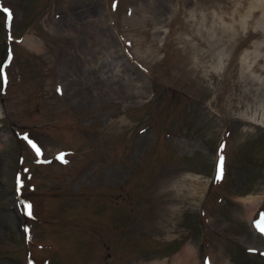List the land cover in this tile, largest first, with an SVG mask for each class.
<instances>
[{
	"label": "rangeland",
	"instance_id": "obj_1",
	"mask_svg": "<svg viewBox=\"0 0 264 264\" xmlns=\"http://www.w3.org/2000/svg\"><path fill=\"white\" fill-rule=\"evenodd\" d=\"M8 52L0 264H264V0H0Z\"/></svg>",
	"mask_w": 264,
	"mask_h": 264
},
{
	"label": "bare ground",
	"instance_id": "obj_2",
	"mask_svg": "<svg viewBox=\"0 0 264 264\" xmlns=\"http://www.w3.org/2000/svg\"><path fill=\"white\" fill-rule=\"evenodd\" d=\"M33 40V38H32V36H30V35H27V36H25L23 39H22V41L25 43V44H29L31 41ZM33 44V43H32ZM99 45H101V47L104 49V47L105 46H103V43L102 42H99ZM35 48V47H34ZM106 49V48H105ZM105 49H104V51H105ZM247 57H248V55H247V51H244L243 52V54L241 55V62H242V64H244L245 63V65H247ZM105 59V58H104ZM101 61H102V59H101ZM86 62H88V64H91V60H87ZM98 62V61H97ZM87 64V65H88ZM102 64V63H101ZM98 66V65H97ZM96 66V67H97ZM85 67V66H84ZM87 67V66H86ZM89 67H93V64L92 65H89ZM98 67H100V65L98 66ZM249 67V65H247V68ZM88 69V68H87ZM98 69V68H97ZM86 70V69H85ZM88 71H89V69H88ZM98 71V70H97ZM102 72V71H101ZM116 72V71H115ZM114 72V73H115ZM98 73V72H97ZM100 74H102V73H100ZM68 75V74H67ZM70 75V74H69ZM72 75V74H71ZM98 75V74H97ZM93 76V75H92ZM103 76V75H102ZM108 76V75H107ZM256 76V75H255ZM258 76V78H260V76L259 75H257ZM105 78V77H104ZM108 78V77H107ZM94 79H96V78H94ZM97 79H100V78H97ZM107 80V79H106ZM110 82V81H109ZM68 83V82H67ZM92 83V82H91ZM101 83V82H100ZM144 84V83H143ZM142 84V85H143ZM108 85V84H107ZM121 85L124 87L123 89H121V88H119V89H121V94H129V93H131L132 92V89H131V87L132 86H126V83L125 82H121ZM132 85H134L133 83H132ZM112 86V85H111ZM115 86V85H114ZM120 86V85H119ZM135 86H137L136 87V90H140V87H141V83L139 82L138 84L136 83L135 84ZM59 87V86H58ZM95 88V87H94ZM115 88V87H114ZM104 89H106V90H113V88H110V87H106V88H104ZM125 89V90H124ZM96 90H98V89H96ZM116 90V89H115ZM103 91V90H102ZM105 91V90H104ZM99 92V91H98ZM107 92V91H106ZM119 92V91H118ZM137 94V93H136ZM119 95V94H118ZM113 97H115V96H113ZM129 98V97H128ZM131 99V98H130ZM264 115V114H263ZM190 177H191V175H190ZM192 177H194V176H192ZM193 192H195V189H193ZM243 197H245V196H243ZM261 196H256V197H253L252 198V200H249V197H245V199H246V202H247V206H246V209H245V211H244V218H246V219H251V217L253 216V214H254V211H255V209L259 206V202H260V198ZM254 228H256V224H253L252 225ZM261 227H264V220L263 219H261V221L259 222V227H258V236H261V238H264V232H261L260 231V228ZM260 244L262 245V247L260 248V249H257V250H259L260 252H262L263 254H264V243L261 241L260 242ZM191 247V246H190ZM186 248H187V245L185 246V248L181 251V253L179 254V256H178V258H177V260H178V263L179 264H200L199 262H198V260H197V256L195 257H193L192 258V261H191V263L189 262V263H186V260H187V257L189 256V254H187V250H186ZM252 251H254V250H252ZM194 252V251H193ZM213 253V252H212ZM211 252H210V254H211V257H210V262H211V264H227L228 263V261L229 260H227L226 258H224V257H218V259H214V254H212ZM193 254V253H192ZM218 255V254H217ZM220 255V254H219ZM176 261V260H175ZM176 263V262H175ZM163 264V263H162Z\"/></svg>",
	"mask_w": 264,
	"mask_h": 264
},
{
	"label": "snow or ice",
	"instance_id": "obj_3",
	"mask_svg": "<svg viewBox=\"0 0 264 264\" xmlns=\"http://www.w3.org/2000/svg\"><path fill=\"white\" fill-rule=\"evenodd\" d=\"M113 6L115 7V5H113ZM3 12L7 14L6 20L8 22H11L12 19H13L11 11L9 9L5 8V9H3ZM0 77H4V69H3L2 66H0ZM4 79H5V82H6V78H4ZM57 90L59 91V89H57ZM24 139L28 141V143L36 151V154L39 156L40 155V149L36 146V144L33 143L31 140H29L27 136H25ZM223 147H224V145L221 144L220 148L223 149ZM64 156H65L64 153H60L57 156V159L61 160L62 162H66L64 160ZM223 161H224V157L222 155L219 156V162H218V165H217L216 176H215L216 180H220L222 178V175H223ZM18 185H19V179H18ZM24 208H25V213L27 215H31V206L30 205H24ZM257 226L259 227V222H257ZM260 231L264 232V227H261Z\"/></svg>",
	"mask_w": 264,
	"mask_h": 264
}]
</instances>
